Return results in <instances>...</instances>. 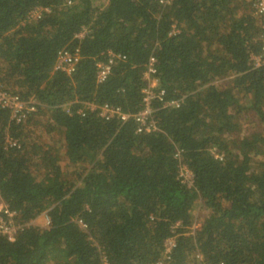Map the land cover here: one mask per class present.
Segmentation results:
<instances>
[{"label":"trees","instance_id":"trees-1","mask_svg":"<svg viewBox=\"0 0 264 264\" xmlns=\"http://www.w3.org/2000/svg\"><path fill=\"white\" fill-rule=\"evenodd\" d=\"M261 22L253 0H0V92L40 102H0V264H264Z\"/></svg>","mask_w":264,"mask_h":264},{"label":"built area","instance_id":"built-area-1","mask_svg":"<svg viewBox=\"0 0 264 264\" xmlns=\"http://www.w3.org/2000/svg\"><path fill=\"white\" fill-rule=\"evenodd\" d=\"M104 1H106V0H104ZM169 1L170 0H160L161 3H168ZM253 1H254V7H255L256 15L258 17L262 18V20H263V22H261L263 31H262V35H261L262 45H261L260 50L258 52L252 51L250 55H251V59L253 61V65L254 66H260V65L264 64V0H253ZM34 14H38V11H36ZM80 35H82V34L80 33ZM73 53H75V54L73 55ZM73 53L72 52H62V54L60 53L59 63L62 65L61 68H64V69L66 68L68 70L69 69L71 70L74 68L76 61H78V59H79V54L77 51H75ZM98 66H99L98 74L101 76V78H104L107 75V73L110 71L112 63L109 59L107 62H99ZM154 68L155 67L153 66V58H152L150 61V64H149V69H148L149 72H152L154 70ZM151 85L155 86V82L153 81ZM146 93L148 94L147 98H149L156 93V90H155V88H147ZM157 97H159V99H161V100H164L165 101L164 103L174 104V105L179 106L178 100H169V99L164 98V90L160 91V93ZM88 106L92 109L98 108L97 104L92 103V102H89ZM115 113L119 114L123 119L127 118V116H128V114L122 113V112H120L119 109H115L109 105H103L101 108V111H100V114L107 117V118H109V117L111 118V116H113ZM136 119L139 122V126L137 128V130H139V131L144 130V129L149 130V129L155 127V123H156L155 121L156 120H155V116H154V113L150 107L149 102L147 103L146 108H144L143 110L139 111L136 114ZM9 140L11 141V139H9ZM11 142L15 143L14 141H11ZM215 155L219 156V154H216V153H215ZM182 171L183 172L181 173V175H183L184 177L185 176L186 177L192 176V173L189 169L185 170V171L182 169ZM191 180L192 179H190V181H189L190 184H191ZM40 216L43 218L45 224L49 223V216H48L47 212H43ZM1 229L9 231L10 238H12L14 236V229L12 227L2 226ZM174 244H175V241H174V237H172V236L168 237L165 240V246H166L168 251L171 249V247ZM219 264H224V263L221 262Z\"/></svg>","mask_w":264,"mask_h":264},{"label":"clouds","instance_id":"clouds-1","mask_svg":"<svg viewBox=\"0 0 264 264\" xmlns=\"http://www.w3.org/2000/svg\"><path fill=\"white\" fill-rule=\"evenodd\" d=\"M100 1L101 0H99V2ZM61 67L62 65L59 63L58 60L53 63L51 70L54 72L58 69H64ZM20 89L23 88L20 87ZM0 102L2 103V105L10 109V114L15 123H20L27 119L25 109H34L35 105L40 104L39 100L35 97V95H29L28 97H21L20 93L13 89L10 95H5L4 93L0 92Z\"/></svg>","mask_w":264,"mask_h":264},{"label":"rangeland","instance_id":"rangeland-1","mask_svg":"<svg viewBox=\"0 0 264 264\" xmlns=\"http://www.w3.org/2000/svg\"><path fill=\"white\" fill-rule=\"evenodd\" d=\"M233 77H234V75H228V76H225V77H219L216 82L219 83L221 86L224 85V84H229V82L232 81ZM254 116H256V115L252 111L245 112L244 114L237 116V123L241 127L242 126H246L247 128H251V126L254 125V123L252 121V119H254L253 118ZM256 118L257 117H255V119ZM36 128H37L36 124L32 125L31 126V130H29V132H32ZM46 131H47L46 128H44V131H41V134H42L41 136H43L44 132H46ZM46 137H47V135L45 136L44 140L46 139ZM255 160H257V158ZM0 207H1V203H0ZM197 211H199V210H197ZM35 221L37 223L41 224V225L44 223V220H43V218L40 215H39V217L37 219H35ZM197 225L198 224H196L195 226H197Z\"/></svg>","mask_w":264,"mask_h":264},{"label":"bare ground","instance_id":"bare-ground-1","mask_svg":"<svg viewBox=\"0 0 264 264\" xmlns=\"http://www.w3.org/2000/svg\"><path fill=\"white\" fill-rule=\"evenodd\" d=\"M11 117V116H10Z\"/></svg>","mask_w":264,"mask_h":264}]
</instances>
